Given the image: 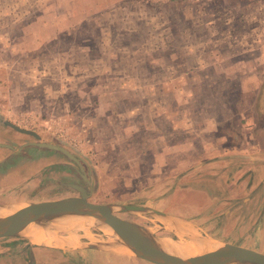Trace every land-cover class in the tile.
<instances>
[{
  "label": "rangeland",
  "instance_id": "obj_1",
  "mask_svg": "<svg viewBox=\"0 0 264 264\" xmlns=\"http://www.w3.org/2000/svg\"><path fill=\"white\" fill-rule=\"evenodd\" d=\"M187 120L199 130L190 137L179 130ZM6 122L75 154L90 182L92 204L112 205L117 212L120 206L151 208L191 171L187 182L220 188L227 176L216 178L221 169L214 158L233 156L227 183H237L232 188L240 193L243 181L248 195L260 187L264 205V0H0V144L18 149L37 142ZM206 124H218L215 136L228 135L230 142L216 140ZM145 125L152 128L146 137L134 127ZM180 142L186 144L174 146ZM0 152V159L9 154ZM49 154L71 166L73 184L81 183L73 162ZM198 166L201 171L194 170ZM50 175L48 169L41 173ZM57 192L45 183L17 188L0 193V207L18 210L61 198ZM184 199L175 196L174 204ZM250 211L249 216L256 212ZM263 213L245 235L256 246H264ZM118 216L168 243L187 242L165 231L156 217ZM76 218L81 217L48 223L50 236L68 245L81 238L92 246L119 242ZM214 221L198 222L197 234L209 239ZM10 242L29 240L0 245ZM61 252L50 260L40 250L34 264H65L69 253ZM106 260L89 253L82 263Z\"/></svg>",
  "mask_w": 264,
  "mask_h": 264
},
{
  "label": "crops",
  "instance_id": "obj_2",
  "mask_svg": "<svg viewBox=\"0 0 264 264\" xmlns=\"http://www.w3.org/2000/svg\"><path fill=\"white\" fill-rule=\"evenodd\" d=\"M44 12L39 14L38 16H42ZM29 29H31V26H29ZM24 33L26 34L27 30H25ZM206 126L208 128V133L214 136L215 133H217L220 129L218 124L212 126L213 128H211L210 124H206ZM134 127H136V132H139L140 130L143 131L145 137L148 132L152 131V128H147L146 125L143 130L141 128L137 129V127L139 126ZM179 130L182 134H185L188 137L192 136L194 133L196 134V131H199L195 127V125H193V123H190V120H187L186 123H184V127L181 129L179 128ZM215 137L218 141L230 142V137L228 135L224 134ZM242 143H248V140H244V142L242 141ZM185 144L186 142H180L175 144L174 146H183ZM0 149V151H8L9 153L0 159L1 194L8 193L10 191L12 192L17 188H25L28 186L38 187L42 183H45L46 188L58 189L56 196H61V198L54 197L52 199H46L44 201L66 198L68 196L64 195L63 193L67 194L69 190L77 192L71 187V185L79 186V184H73L74 175L72 173L71 166L63 161L53 160V158H49V153L59 152L52 150H42L38 148H28L26 150L23 148L20 152H15V149ZM37 151L45 153L37 154ZM162 152L163 151L158 153V155H161ZM229 158H233V156H220L214 158V160H217L216 167L221 169L218 171L216 178H223L221 177V175L227 176V178L225 177L226 182L224 181V185L220 186V188L209 189L208 187L203 185V182H187L186 178L189 175L193 174V171H191L186 175H183L184 177L182 178V182H180V179H178V182L175 183V187L170 188L168 191L162 194L160 198L152 201L151 203L153 205L151 209L160 212L165 216V218L158 217L157 219L163 222L164 230L176 236H179L180 232L182 231H192L197 234V231L195 230L196 226H202L201 224L197 223L206 222L207 219H210L212 217L215 218V221L209 223V239L214 240L221 245L230 244L264 253V246H256L255 238H253V241H248L245 238V235L250 228L249 224H251L253 227H256V223L258 222V219L260 217V210L264 212V205L261 203V200L263 201V198L260 197L262 195L261 188H253L254 192L248 195L247 186H244L243 189L244 183L243 181H240V193H237L238 189H236V191L232 188L233 185L234 187L238 186L237 183H233V181L227 183L229 180L228 176L229 178L233 176L232 171L230 172L233 166L228 161ZM260 160L264 162V159ZM193 168L194 170H202V166ZM47 169L49 170L51 175L48 177H41V173L46 171ZM243 171V169L240 170L241 173ZM201 177L202 179L204 178L203 176ZM242 178L243 174L241 176V179ZM180 194H184L185 201H176L177 204H174L173 199L175 198V196H178ZM196 197L201 198L203 201L201 203L197 202ZM187 199L192 200L187 201ZM250 210L256 212L249 216V212H251ZM211 211L212 214L213 212H215V214L206 217V214H210ZM262 219H264V213L262 214ZM250 220H252V222H250ZM187 226L193 229H185ZM2 240L6 242L18 241L19 238H7ZM231 241L235 242L236 244L232 243ZM102 243L99 242V244L97 243L92 246L90 245V241H83L82 238L77 239V241L73 243V246L64 245L47 247L34 245L30 241L27 244H14V242H10L5 246L0 245V264L37 263L35 253H39L40 250L43 252H47L50 260L53 259V255L56 257L57 252L62 251L61 253H69L66 254L69 256L65 257L64 259V261H66L65 264H77V260L80 259V264H86L85 262L82 263V260L84 259L85 255H88L89 253H102L104 255H107V260L104 264H150L134 256H129L126 253L124 254L123 252H121L122 247L119 245L105 246ZM14 250L17 251L15 252ZM64 253L62 257L65 255Z\"/></svg>",
  "mask_w": 264,
  "mask_h": 264
},
{
  "label": "water",
  "instance_id": "obj_3",
  "mask_svg": "<svg viewBox=\"0 0 264 264\" xmlns=\"http://www.w3.org/2000/svg\"><path fill=\"white\" fill-rule=\"evenodd\" d=\"M6 125L17 132L33 136L39 140V142L28 144V146L59 152L73 162L79 168L81 177L87 187L71 185L78 192L77 197L32 203L6 217L0 218V240L7 238L28 239L23 232L28 227L33 226L48 230V223L68 216H76L93 219L95 221L94 225L103 230L107 227L119 239V242L105 246H123L132 252L136 258L150 264H264V253L230 244H223L219 249L204 253L202 256L193 259L181 258L163 251L156 242L162 238L154 236L147 227L124 220L118 216L119 213L135 212L156 218H165L163 214L151 208L136 206H120L121 210L117 212L112 205L90 203L89 198L92 195V189L75 154L62 146L40 142L39 136L32 131L22 130L8 122H6ZM0 148L13 149L5 144H0ZM22 149L23 147H20L14 151L20 152ZM189 233L191 232L182 231L179 235L189 238ZM194 234L197 238H206Z\"/></svg>",
  "mask_w": 264,
  "mask_h": 264
},
{
  "label": "bare ground",
  "instance_id": "obj_4",
  "mask_svg": "<svg viewBox=\"0 0 264 264\" xmlns=\"http://www.w3.org/2000/svg\"><path fill=\"white\" fill-rule=\"evenodd\" d=\"M13 210H15L13 207H10V208L0 207V218L6 217L10 215L11 213L17 211V210L15 211ZM76 219H85L86 222H89L90 224H95V221L91 218L81 217V218H76ZM185 229L192 230L191 228H185ZM104 230L108 234L112 233L107 227H105ZM40 231L42 232L40 233ZM23 232L25 236L28 238V240L32 244L37 245V246L55 247V246L68 245L67 244L68 241L64 240V238H59V237L54 238L50 236L51 233L47 229L45 230L38 229L36 227L31 226V227L26 228ZM195 236L196 235L194 234V232L191 231V233H189V238L187 239V242L175 243L171 241L168 243L166 240H162V239H159L156 242L159 248L162 249L163 251L179 256L181 258H189V259L200 257L204 253L215 251L221 247V244L217 243L214 240L207 239V238L205 239L197 238ZM71 243H75V242H71Z\"/></svg>",
  "mask_w": 264,
  "mask_h": 264
},
{
  "label": "flooded vegetation",
  "instance_id": "obj_5",
  "mask_svg": "<svg viewBox=\"0 0 264 264\" xmlns=\"http://www.w3.org/2000/svg\"><path fill=\"white\" fill-rule=\"evenodd\" d=\"M30 136V135H29ZM35 141H37V142H39V140H37V139H35L33 136H31ZM32 143H36V142H30V143H27V144H25V145H23V146H21V147H23L25 150L26 149H28V148H36V147H33V146H28V144H32ZM42 150H45V149H42ZM70 161V160H69ZM79 169V168H78ZM86 174V173H85ZM75 176L79 179V181L81 182L80 184H79V186H85V185H87V184H85L84 183V181H83V179H82V177H81V173H80V171H78V173L77 174H75ZM87 176V175H86ZM87 179H88V177H87ZM89 181V180H88ZM90 183V182H89ZM77 193V192H76Z\"/></svg>",
  "mask_w": 264,
  "mask_h": 264
}]
</instances>
